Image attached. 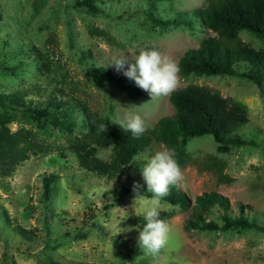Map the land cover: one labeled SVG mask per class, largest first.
Masks as SVG:
<instances>
[{
	"label": "rangeland",
	"instance_id": "rangeland-1",
	"mask_svg": "<svg viewBox=\"0 0 264 264\" xmlns=\"http://www.w3.org/2000/svg\"><path fill=\"white\" fill-rule=\"evenodd\" d=\"M75 1L0 0V95L21 93L32 108H37L48 99L45 90L54 85L53 75H67L78 84L90 108L107 116L119 129L122 128L115 122L124 116L122 108L129 106L139 107L131 111L144 118L146 130L172 117L175 109L170 95L151 100L148 93L147 97L134 98L109 82L96 87L89 70L103 66L113 73L123 72L111 65L113 58L126 55L134 60L137 51L148 46L156 47L178 64L188 50L214 34L197 26L192 30L152 28L143 14L146 9L152 10L148 0H100L104 11L96 16L71 9ZM151 1L153 12L162 18L204 4V0ZM90 26L108 31L123 47L90 37ZM240 38L256 50L264 49V37L241 32ZM50 49L55 73L46 71L40 57L50 54ZM242 65L234 76H179L175 90L191 84L205 86L243 104L248 122L236 132L254 144L222 148L208 135L189 139L185 152L192 161L180 167L183 180L177 186L191 203L204 193L227 198L232 216L239 214V204L248 205L251 209L245 215L256 218L264 227V95L240 75L245 69ZM37 89L44 91L38 95ZM26 110L20 107L4 111L13 117L6 125L10 133L30 130L39 139L58 146L65 145L63 136L68 133L77 137L85 134L80 116L75 128L65 130L60 124L36 121ZM164 149L167 148L153 139L146 152L138 156L151 157ZM110 155V148L97 152L103 161H109ZM209 156L226 165L223 173L232 179L230 184L219 183L214 173L204 169ZM135 158L127 166L126 176L110 181L79 168L76 157L67 150L64 159L53 150L14 166L0 158V264H264V233L185 230L190 209L182 210L163 201L160 212L173 213L167 222L168 243L155 256L143 251L138 245L142 230L130 224L131 218L143 217L144 207L139 201L134 205V182L140 185L141 195L149 191L141 174L145 162L137 163ZM50 175L55 180L47 203L43 179ZM220 214L215 206L207 219L221 224ZM119 229L131 230L119 233Z\"/></svg>",
	"mask_w": 264,
	"mask_h": 264
},
{
	"label": "trees",
	"instance_id": "trees-1",
	"mask_svg": "<svg viewBox=\"0 0 264 264\" xmlns=\"http://www.w3.org/2000/svg\"><path fill=\"white\" fill-rule=\"evenodd\" d=\"M126 0H110L123 3ZM100 0H76L71 9L81 10L96 16L103 13ZM151 4V5H150ZM149 8L144 11L145 18L152 28L168 30L185 27H203L214 36L204 37L199 46L188 50L179 60V76L187 78L197 76H234L240 65L245 68L240 74L243 78L256 85L264 95V49L256 50L240 38L241 32H247L256 37H264V0H204L200 8L189 12H174L173 15L162 18L154 13L153 3L148 0ZM148 8V9H149ZM125 14V13H122ZM92 38H99L111 46L123 47L108 31L94 26L87 29ZM49 42V41H48ZM55 42V41H53ZM50 43V42H49ZM154 46L142 47L153 49ZM141 50V49H140ZM140 50L137 51L139 54ZM159 51V50H158ZM43 57L47 72H52L51 58L53 50ZM59 63V62H55ZM59 67V66H58ZM92 83L98 87L105 82L112 83L120 91L134 98L147 97V92L136 86L123 72L113 73L106 67L95 66L89 70ZM51 89H46L48 99L42 108H32L23 94L0 95V158L9 163L19 165L32 156L46 155L55 150L58 157L64 159L67 152L76 157L79 168L98 178L108 181L116 180L127 175V166L133 159L142 155L150 147L153 139L162 143L167 149L175 152V159L180 167L191 162V157L185 152L189 139L211 136L213 141L222 148L252 146V141L244 140L237 135V130L248 122L247 108L230 98H224L219 92L199 86L188 85L173 91L169 101L175 109L172 117L161 119L152 129L146 130L139 138H133L131 133L115 127L109 118L90 108L86 97L80 95L78 84L67 75H53ZM44 90L37 89L38 95ZM22 107L31 112L36 121H47L51 126L63 125L66 129L75 128L77 116L82 120L85 134L82 137L64 135L65 145L58 146L39 139L30 130L19 129L10 133L6 125L13 120L11 111ZM104 124L107 131L102 133L99 126ZM111 149L109 161L97 157L99 149ZM207 171L216 175L219 183L230 184L232 179L224 174L226 165L219 159L209 156L203 163ZM54 175L43 179V196L48 203L51 197V187ZM143 196L152 197V193ZM177 206L182 210L191 211L190 218L185 222V230H254L264 233V227L259 225L256 218L245 215L248 205L239 204V214L232 216L231 205L227 198L216 193H204L196 197L194 203L180 191L178 186H172L170 192L162 200ZM217 206L220 211L221 224L207 219L211 209ZM173 213L160 212V219L169 221ZM130 224L143 230L146 221L143 217H133ZM24 235L23 231L19 232ZM49 264H58L50 262Z\"/></svg>",
	"mask_w": 264,
	"mask_h": 264
},
{
	"label": "clouds",
	"instance_id": "clouds-1",
	"mask_svg": "<svg viewBox=\"0 0 264 264\" xmlns=\"http://www.w3.org/2000/svg\"><path fill=\"white\" fill-rule=\"evenodd\" d=\"M111 65L118 72L123 71L129 80L134 81L137 87L151 96V100L169 96L178 86L179 66L155 48L141 49L134 60L126 55L114 57ZM132 108L139 107L122 108L124 116L117 118L115 124L131 133L133 138H139L146 131V124L139 113L131 111ZM99 131L106 132L107 126L101 124ZM135 160L137 163L145 162L141 174L148 191L152 193L150 199L141 195L140 185L134 182V205L138 201L143 203V217L146 221L139 233L138 245L146 253L155 256L167 245L170 233L167 221L159 218L162 200L169 194L172 186H177L183 180V173L172 149L158 151L151 157L137 156ZM130 230L119 229V233Z\"/></svg>",
	"mask_w": 264,
	"mask_h": 264
}]
</instances>
